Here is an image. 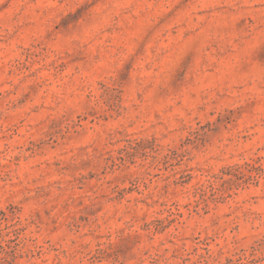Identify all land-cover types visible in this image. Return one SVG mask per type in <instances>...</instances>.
Segmentation results:
<instances>
[{"label": "rangeland", "instance_id": "rangeland-1", "mask_svg": "<svg viewBox=\"0 0 264 264\" xmlns=\"http://www.w3.org/2000/svg\"><path fill=\"white\" fill-rule=\"evenodd\" d=\"M0 264H264V0H0Z\"/></svg>", "mask_w": 264, "mask_h": 264}]
</instances>
